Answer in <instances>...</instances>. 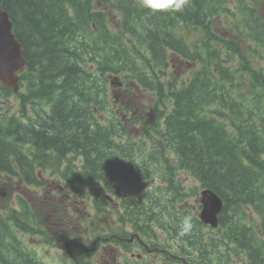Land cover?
Instances as JSON below:
<instances>
[{
	"label": "trees",
	"instance_id": "1",
	"mask_svg": "<svg viewBox=\"0 0 264 264\" xmlns=\"http://www.w3.org/2000/svg\"><path fill=\"white\" fill-rule=\"evenodd\" d=\"M1 6L26 67L18 91L0 84V98L16 99L14 109L0 112V174L39 186L51 171L68 194L89 201L94 219L82 229L91 235L104 214L113 224L145 217L147 226L150 219L182 240L171 250L183 251L187 264L216 257L219 264H264V0H189L182 12L147 16L136 0ZM223 21L234 40L217 34ZM173 57L188 67L186 78L168 77ZM115 77L149 95L154 124L130 127L135 109L128 116L124 104L111 102ZM150 152L165 155V165ZM205 188L222 201L215 230L189 209ZM104 195L117 197L120 211L108 213ZM17 202L8 214L0 210V264H55L26 247L38 232L37 212ZM185 210L196 227L182 239L173 217ZM251 210L257 218L249 225ZM78 249L70 244L76 261L65 250L63 264H90L74 255Z\"/></svg>",
	"mask_w": 264,
	"mask_h": 264
},
{
	"label": "flooded vegetation",
	"instance_id": "2",
	"mask_svg": "<svg viewBox=\"0 0 264 264\" xmlns=\"http://www.w3.org/2000/svg\"><path fill=\"white\" fill-rule=\"evenodd\" d=\"M135 90H138V88L136 87ZM110 93H112L111 98H113V102H117V94L115 92H112V89H109V94ZM158 148L161 149L162 147L158 146ZM150 154V157H152L154 161H159L161 164H163V166L165 165V155L154 154V152H150ZM27 162L31 168H39L41 166L40 161L27 160ZM55 179L57 180V178ZM156 180H158L159 182L161 181V179ZM152 183L153 180L151 179L147 184L151 185L152 187ZM40 187L41 185L38 186V190L40 189ZM24 189L26 190V192L25 194H22L23 196H25L26 193H29L28 191H30L32 188L30 186H24ZM61 190L63 189L59 186V181L57 180L58 197L67 198L69 205H83V215L74 214L69 205L62 208L58 212L56 206L54 205L55 212L52 214L47 212L49 224L50 226H52V229L56 228V230L64 233L66 237H69L68 244H73L77 248H79L74 255H76L77 257H82L83 261H87L90 264H187L183 251L175 254L177 251L171 250L172 244H174L175 248L178 249L179 244L182 243V240L178 244V241L174 242V240L170 236L165 235L162 239L156 238L158 236L156 234L157 228L155 222L148 219L147 221H150L151 223L147 226V224H144V222L146 221L145 217L136 218L132 222H117V224H113L110 223L113 222V220L106 216V214H104L102 219L100 220L103 223L102 226L96 225L94 228L95 231L92 232V235H98L93 237L91 234L87 233V230L82 229L81 227L83 226V228H86L90 225L91 214L90 209L89 211L87 209L88 206L91 207L89 201L83 198L74 197L68 194L66 190L60 192ZM34 199L37 200L36 204L33 202ZM34 199H26V202H29L32 208L33 206L35 208L37 207V212L42 214L45 211L43 202L38 196ZM103 199L106 200L105 202L108 201L111 206L107 210L108 213H112L113 211H120V209L118 208L119 199L117 197H109L107 195H104ZM51 209H53V207H51ZM190 210L194 211V215H196L198 217V220L200 221L199 213L201 211V205L198 204L197 208ZM63 211H69L70 213L63 215L61 214ZM184 213H186V210L183 211L182 214ZM181 215H179L178 217H173L174 221L178 222ZM250 215L252 222L255 220L254 213L251 212ZM70 229H76L77 231L85 233L88 236V242L84 244L80 241L82 234L75 237H70ZM207 230L209 232L210 229L208 228ZM208 232L202 237L201 244L208 243V239L210 238ZM215 238H218L216 234ZM95 240L97 241L94 247L90 249L91 241L93 244ZM189 245L190 243H186V246ZM67 252L70 258L76 261V258L71 255V251L69 249L67 250ZM61 256L63 258V255H57L58 264H63L64 259L62 261ZM205 261L209 263L216 262V264H219L218 257L211 259L203 258L201 264H205Z\"/></svg>",
	"mask_w": 264,
	"mask_h": 264
},
{
	"label": "rangeland",
	"instance_id": "3",
	"mask_svg": "<svg viewBox=\"0 0 264 264\" xmlns=\"http://www.w3.org/2000/svg\"><path fill=\"white\" fill-rule=\"evenodd\" d=\"M229 22L227 21V24L225 25V21L220 22V25L218 26L217 29V34L224 38L228 39H233L231 36L228 35V30L227 26H229ZM201 35V34H200ZM234 40V39H233ZM252 45L250 46V48ZM229 53V52H227ZM169 63L171 64L172 67L167 68V75L170 78L172 74L176 75L178 78H186L188 75V67L186 65L182 64L178 58H171ZM253 65L255 67L258 66L257 60L253 58ZM110 89V88H109ZM116 90V91H115ZM112 92H115L117 95V102H113V98H111V102L114 103L116 106H120V104L117 103H122L124 104V107L126 108L124 111L125 113H128V116H130V113L132 109L134 108V122L135 125L130 126V127H138L137 129L142 130V127H145L146 124H149L152 122L154 124L155 122V115L153 112V100L150 99L149 95H147L144 91V89H138V90H133L131 87H118L115 86L114 89H112ZM112 93H110L111 96ZM16 107V99L13 96H9L8 98H0V112H3L6 109H14ZM109 110L103 111L101 114L100 111H97L96 114L98 117H103L106 118L107 113ZM123 111H120V113H123ZM131 120H129V123ZM147 122V123H146ZM151 124V125H152ZM132 135L133 138H137L138 135L136 132ZM182 176H188L187 173L182 172L180 173ZM46 179H42V184L40 189L38 190V184L36 186H30L32 189L28 191L29 193H26L25 196L22 194H25L26 190L24 189V185L21 181L17 182L16 180H12V178H9L5 174H0V187H6L7 188V196L3 199H0V210L1 213L4 211L5 213H9L10 210L12 209H17L18 208V202H17V197H21L22 200L26 201V199H34L35 197H39L40 200L43 202V206L45 211L40 214L37 212L36 208H33V212H37V226L36 232L34 235H29L28 238L31 241H28V244L26 247L30 249L32 252H37L44 261L49 262H54L58 264V258L57 255H64L65 254V249L68 244L69 237H66L64 233L60 232L59 230L52 229V226L49 224V219L47 216V212L50 214L55 212L54 205L57 208V211L59 212L62 208L66 207L69 205L68 199L67 198H62L58 197L57 195V180L55 179L56 175H54L51 171H47L45 174ZM189 184H192L189 182ZM198 188V187H197ZM92 190V188H91ZM10 193V194H9ZM199 200V195L197 199H190L189 200V209H194L198 207V201ZM33 202L36 204L37 200L34 199ZM70 208L72 209L74 214L78 215H83L84 212V207L81 204L78 205H69ZM88 206V205H87ZM53 207V209H51ZM88 211L90 209V218L91 220L94 219V210L91 207H87ZM70 213L69 211H63L61 214L66 215ZM250 215L248 214L247 216V221L249 220ZM254 218H257V214L254 212ZM245 221L246 224H251L249 221ZM100 222V219L97 221V225ZM84 224V223H83ZM83 227V226H81ZM95 229L92 230L94 232ZM70 237H75L80 234H82V237L80 238V241L82 243H87L88 242V236L85 233H82L81 231H77L76 229H70L69 230ZM156 234L158 237L156 238H163L166 234L163 231L156 230ZM172 238L174 242L180 239H176L173 235ZM92 248V247H91ZM102 264H110V263H102Z\"/></svg>",
	"mask_w": 264,
	"mask_h": 264
},
{
	"label": "water",
	"instance_id": "4",
	"mask_svg": "<svg viewBox=\"0 0 264 264\" xmlns=\"http://www.w3.org/2000/svg\"><path fill=\"white\" fill-rule=\"evenodd\" d=\"M26 62L23 57L22 48L12 32V23L8 14L3 10L0 0V82L6 88L17 91L18 74L24 70ZM121 86V82L115 78L110 83ZM7 194L4 187H0V197ZM202 209L200 219L212 228L218 225V215L222 210L221 199L210 189L200 192Z\"/></svg>",
	"mask_w": 264,
	"mask_h": 264
},
{
	"label": "clouds",
	"instance_id": "5",
	"mask_svg": "<svg viewBox=\"0 0 264 264\" xmlns=\"http://www.w3.org/2000/svg\"><path fill=\"white\" fill-rule=\"evenodd\" d=\"M189 0H136V5L145 11V15H156L162 13H179L188 5ZM134 27L137 32H143L144 28L141 23L136 22ZM177 238L190 236L196 225L194 217L191 214H183L178 221Z\"/></svg>",
	"mask_w": 264,
	"mask_h": 264
}]
</instances>
